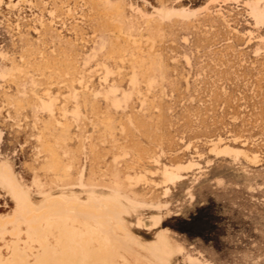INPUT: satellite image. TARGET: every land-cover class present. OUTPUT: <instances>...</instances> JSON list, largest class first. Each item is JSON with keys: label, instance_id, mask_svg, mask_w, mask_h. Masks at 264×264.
Listing matches in <instances>:
<instances>
[{"label": "rangeland", "instance_id": "rangeland-1", "mask_svg": "<svg viewBox=\"0 0 264 264\" xmlns=\"http://www.w3.org/2000/svg\"><path fill=\"white\" fill-rule=\"evenodd\" d=\"M234 1L0 0V162L36 205L123 203L134 239L66 214L44 223V248L20 226L0 264H166L171 250L172 264H264V26ZM162 5L192 15L160 19ZM190 159L201 168L162 182ZM14 210L0 188V219Z\"/></svg>", "mask_w": 264, "mask_h": 264}, {"label": "bare ground", "instance_id": "bare-ground-1", "mask_svg": "<svg viewBox=\"0 0 264 264\" xmlns=\"http://www.w3.org/2000/svg\"><path fill=\"white\" fill-rule=\"evenodd\" d=\"M234 2H237V1H234ZM14 5H12V6H14ZM244 6L246 7L247 13L250 15L251 19L254 20L255 24L259 25V26L260 25L264 26V0H247L244 2ZM201 8H203V7H201ZM152 10H153V13L155 15H157L160 19H169L174 15L179 16V17L181 16L183 18L184 17L188 18L189 16L192 15V12L190 13L187 10L178 11V10H175L174 8H167L166 6H163V5L160 8L154 7V9H152ZM66 11L68 13L69 10H66ZM50 13L52 14V12H50ZM151 15H152V13H151ZM149 18H151L153 20L152 17H149ZM212 143L214 144L215 147H218V145H219L218 141L215 143L214 142H212ZM216 144H218V145H216ZM214 146L212 145V147H214ZM214 148H212V150ZM219 148H221V147H219ZM226 148L230 149L227 146L225 147V149ZM221 149L224 150L223 148H221ZM232 150H234V149H230V152ZM238 151H241V150H238ZM220 152H221V150H220ZM233 152H231V153H233ZM244 153H241V154L243 155ZM221 154H222V152H221ZM237 154H239V153H237ZM234 155L237 156L236 154H234ZM237 157H239V156H237ZM245 157L247 159V154ZM255 159H256V157H255ZM190 160L191 161H189V162L187 161V163L184 162V163H186V165H183L180 162L175 163V164L171 163L170 165H163L162 171L160 172V174L162 176L161 178L163 179L162 182H164L165 184H167V183L173 184L176 181H179L184 177L181 175L182 171L191 170L192 168H196V170L197 169L199 170L201 168L200 164L193 161V159H190ZM256 162H254V163H256ZM66 168H67V172H68L70 167L66 166L65 169ZM81 177H82V174L80 175V178ZM128 178L130 179V177H128ZM140 178L143 179L142 176H137L136 178H133V179L140 180ZM129 179H127V180H129ZM135 180H134V182L136 183ZM164 183H162V185H164ZM137 184H135V185H137ZM79 185L81 187L83 186V184L82 185L79 184ZM0 188L4 189L8 193V195H10V197L13 199V201L15 203V210L13 211V214H11L10 216H8L4 219H0V243L1 242L5 243V239L7 237H9V238H12V237L20 238L18 240V242L12 243V246L14 249L18 250V247H19L20 242L22 240L21 237L23 236V233H22V230L20 229V226H22V225H24L27 228V230L24 234L26 235V238L28 239V241L29 242L31 241V243L33 242L34 245L37 241V243H38L37 245L40 246L41 248H44V244L42 242L44 239V235H43L44 230L42 229V227L44 226V223L45 222L48 223L54 219L57 220L58 218H63L66 214H68V215L74 214V215L79 216V217L89 218L95 222L102 223L103 227L105 228V231L108 232L110 237H114L112 235V232H111L112 226L110 224V220H114L117 228L120 230H123L125 232L126 237L130 241H134L133 237H131L129 234H127L126 230L123 227V221H122L123 218L121 219L120 214L126 213V212H124L125 207H124L123 203H121L119 201H116V200L96 201L95 199L90 198L87 203L81 204L76 200L68 201V200L64 199L63 197H52V196H49L46 194L41 195V194L37 193V195L42 196L43 202L36 205V204L32 203L31 200H29L28 193L25 192L24 189L22 188V185L20 184V182L16 178V175H15L14 171L12 170L11 165L8 162H0ZM164 191H165L164 194H166L168 189H166ZM130 204L132 205V203H130ZM135 206H137V205H135ZM135 206L132 205L131 207H135ZM160 221H161L160 216L154 217V220L152 221L151 225L152 224L156 225ZM47 225H45V226H47ZM9 228H11V229H9ZM162 238H163L162 236H159V240H161ZM57 243H58L59 247H61L63 242L62 241L60 242L58 240ZM9 245L10 244L7 243V245L5 246V249L12 251V249ZM152 247L155 248L154 249L155 251L160 252V250H157V248L155 247V244H153ZM30 249H31V251L32 250L37 251V249L36 250H34L33 248H30ZM0 250H3V248L1 249V246H0ZM45 250H47V248H45ZM15 252H17V251H15ZM178 252H179V249H178ZM180 252H181V250H180ZM47 253H48V251H47ZM173 253H174V250H171L170 253H167L166 264H172L171 256ZM44 258H47L46 253L44 254ZM93 259L98 260L99 258L94 255ZM55 260L58 261L59 263L65 262L67 264L68 263H75L76 264L78 259H77V257L71 259L68 256L63 255L62 253H58L55 255L54 261ZM159 260H162V259L159 258ZM188 261H189V264H199L198 261H196L195 259H192L191 257H188ZM100 263L101 264H107L104 261H101ZM161 264H164V263L161 262Z\"/></svg>", "mask_w": 264, "mask_h": 264}]
</instances>
